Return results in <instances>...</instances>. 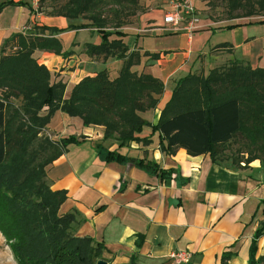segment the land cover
Here are the masks:
<instances>
[{
  "label": "crops",
  "instance_id": "obj_1",
  "mask_svg": "<svg viewBox=\"0 0 264 264\" xmlns=\"http://www.w3.org/2000/svg\"><path fill=\"white\" fill-rule=\"evenodd\" d=\"M170 1L144 0L134 26L118 29L124 34L120 40L125 54L139 57L130 72L150 76L162 85L161 94L154 97L155 107L137 113L150 125L156 124L175 83L186 75L205 76L232 62L264 69V19L227 28L235 23L200 17L188 39L182 30L161 24ZM8 8L15 15L25 13L24 19L37 28L33 37L58 41V54L34 50L31 57L48 71L51 82L64 85L63 99L79 81L99 71L104 70L110 81L117 77L122 61L88 54V47L98 46L100 38L87 22H81L86 28L71 30L69 26L81 25L76 19L49 17L36 22L25 8L6 7L2 12ZM19 22L21 17L8 28L0 24V46ZM109 40L119 39L111 36ZM45 128L54 143L75 138V143L60 148V156L45 169V178L50 191L64 194L58 214H72L73 235L103 246L101 262L174 264L169 254L186 252L188 264H221L223 253L231 254L225 264H247L264 207V170L258 161L247 165H233L227 159L211 162L207 154L190 156L183 149L166 155L158 147V133L148 127L137 135L139 142L118 147L114 137L103 139L104 127L82 126L79 118L60 111L53 113ZM105 153L154 164L169 171L168 178L159 179L133 163L106 162ZM258 257L264 258V236L256 241Z\"/></svg>",
  "mask_w": 264,
  "mask_h": 264
},
{
  "label": "trees",
  "instance_id": "obj_2",
  "mask_svg": "<svg viewBox=\"0 0 264 264\" xmlns=\"http://www.w3.org/2000/svg\"><path fill=\"white\" fill-rule=\"evenodd\" d=\"M253 1L264 10V0ZM243 3L228 0L232 9ZM8 6L22 7L33 14V9L22 1L1 2L0 11ZM82 10V3H78L57 16L75 19ZM90 21L88 25L96 29L100 44L89 46L88 54L102 58L114 56L122 61V66L111 81L104 70L92 78H83L72 87L67 99H63L64 85L60 81L51 82L48 71L31 57L34 50L58 54L60 45L56 39L33 37L32 32L11 33L0 46V235L15 264H96L101 261L102 245L72 234V214L56 216L64 194L50 191L45 185L42 165L27 166L37 131L45 127L55 111L79 118L82 126L104 127L103 139L114 137L118 147L130 141L139 142L137 135L148 127L151 133H158V147L164 154L183 149L190 156L207 154L211 162L223 159L225 145L235 139L242 140L248 150L244 165L259 160L264 170V69H251L232 62L227 69H212L205 76L186 75L175 83L156 124L150 125L137 113L155 107L154 97L161 94V83L150 76L130 72L139 57L134 53L125 54L126 47L120 40L124 34L118 28L106 30L100 21ZM88 25L69 28L80 30ZM111 36L119 40L110 41ZM7 46L14 51L5 54ZM12 99L21 101L20 113L29 119L25 129H16L7 122L6 111ZM72 143L75 138L68 136L59 143L42 142L41 149L50 150L48 163H52L60 156V148ZM39 147L40 144L38 150ZM104 161L133 163L159 179L169 175V171L164 172L154 164L143 165L141 160L113 153H105ZM261 214L262 221L249 246L247 264H264V258H255L256 241L264 236V207ZM230 257L231 254L223 253L221 264Z\"/></svg>",
  "mask_w": 264,
  "mask_h": 264
},
{
  "label": "rangeland",
  "instance_id": "obj_3",
  "mask_svg": "<svg viewBox=\"0 0 264 264\" xmlns=\"http://www.w3.org/2000/svg\"><path fill=\"white\" fill-rule=\"evenodd\" d=\"M8 0H0L5 2ZM19 1V0H16ZM26 2L32 9L33 14L36 16L34 19L38 22L39 19L49 17H62L57 16L59 12L67 11L68 9L74 8L75 4L82 3L84 10H82L75 18L77 21L76 24H81V22H87L90 24L96 22L97 20L102 23V26L106 30H114L116 28L121 29L129 25H133L135 19H137V14L143 10L145 3L144 0H75V2H70L71 0H20ZM245 0H242V3ZM249 4L243 3L242 6L237 8H231L228 5V0H193L194 7L197 10L199 17L206 18L214 23H239V22H257L264 19V10L259 9L254 5L253 0H249ZM9 7V6H8ZM6 8V7H4ZM3 8V9H4ZM149 8V6H148ZM2 9V10H3ZM0 11V24L4 25V28H8L9 25H13L17 17H21V22L17 24L14 28V33H20L22 35L27 34V32L38 33L33 26H30L28 21L24 19L25 13L13 14L10 8L4 13ZM76 12V10L74 11ZM3 14V15H2ZM32 14V15H33ZM69 17H72L69 15ZM64 18V17H62ZM97 18V19H96ZM69 19V18H67ZM73 19V20H75ZM72 20V19H69ZM124 26V27H123ZM134 26V25H133ZM14 50L7 46L4 50L5 54H10ZM80 53V52H78ZM82 51L80 54H83ZM228 65L218 68L217 70L227 69ZM21 101L12 99L8 102V109L6 111V119L10 126L14 128L25 129L28 126L29 119L26 118V115H22L21 111ZM44 112H41L43 114ZM28 119V120H27ZM36 130V127H32ZM34 141L31 145L32 151H29L30 157L27 158V161H30V164H27L28 168H32L38 165H42V172L44 174V183L47 185L45 178V169L51 163V152L49 149L42 151L41 146L42 142H54L51 134L47 131L45 127L40 128L37 131V134L34 137ZM57 140V139H54ZM40 144L38 150L37 146ZM246 143L242 140L235 139L231 143L225 145L224 151L222 153L224 160L231 161L233 165H239L238 163L244 164V159L248 157ZM31 159V160H30ZM259 162V160H256ZM53 162V161H52ZM40 216V213H37ZM56 216L59 215L56 211ZM73 234V233H72ZM0 264H15L10 254V251L7 245L4 242V239L0 235Z\"/></svg>",
  "mask_w": 264,
  "mask_h": 264
},
{
  "label": "built area",
  "instance_id": "obj_4",
  "mask_svg": "<svg viewBox=\"0 0 264 264\" xmlns=\"http://www.w3.org/2000/svg\"><path fill=\"white\" fill-rule=\"evenodd\" d=\"M200 17L194 7L193 0H172L168 11L164 12L161 24L171 30H182L188 39L197 30ZM169 259L174 264H188L189 254L186 252H171Z\"/></svg>",
  "mask_w": 264,
  "mask_h": 264
},
{
  "label": "water",
  "instance_id": "obj_5",
  "mask_svg": "<svg viewBox=\"0 0 264 264\" xmlns=\"http://www.w3.org/2000/svg\"><path fill=\"white\" fill-rule=\"evenodd\" d=\"M96 264H104L103 262L101 261H97Z\"/></svg>",
  "mask_w": 264,
  "mask_h": 264
}]
</instances>
